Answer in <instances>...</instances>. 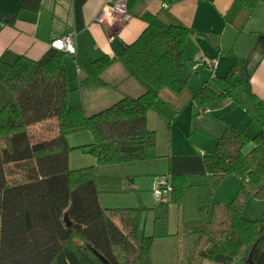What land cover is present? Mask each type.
I'll return each mask as SVG.
<instances>
[{"label": "trees", "instance_id": "1", "mask_svg": "<svg viewBox=\"0 0 264 264\" xmlns=\"http://www.w3.org/2000/svg\"><path fill=\"white\" fill-rule=\"evenodd\" d=\"M85 1L73 0L76 19ZM233 1L253 8L258 0ZM40 5L41 0L21 2L30 11ZM15 18L0 12L4 24ZM141 18L145 28L116 58L144 91L90 116L80 105L68 104L64 52L49 47L37 60L21 54L10 62L0 59V264H104L98 254L109 264H153V240L170 235L171 204L176 207L174 264H246L249 256L253 264H264V219L242 216L250 196L264 202V99L250 91L242 60L221 78V90L205 83L191 101L202 110L217 108L245 85L258 133L248 136L224 121L214 153L166 155L167 173L161 176L169 178L171 192L150 208H111L99 201L101 192L125 188L118 177L97 175L96 167L156 161V134L147 126V112L162 88L181 93L188 86L183 54L190 30L151 12ZM114 59L92 62L93 84L104 83L99 75ZM47 121L53 123L45 133L31 135V126ZM83 131L93 137L84 148L96 164L70 169L66 135ZM11 165L20 169V178L8 179ZM226 175L239 179L238 189L228 203L216 202L213 192ZM148 210L152 233L146 235L139 224Z\"/></svg>", "mask_w": 264, "mask_h": 264}, {"label": "crops", "instance_id": "2", "mask_svg": "<svg viewBox=\"0 0 264 264\" xmlns=\"http://www.w3.org/2000/svg\"><path fill=\"white\" fill-rule=\"evenodd\" d=\"M110 1L86 0L81 6V17L76 19L73 0H41L37 11L22 8V0H0L1 14L16 17L11 25L0 22V59L10 62L21 54L37 60L50 47L51 39L75 31V53L66 54L63 59L70 88L68 104L80 105L90 116L108 109L124 97H136L144 91L142 83L116 57L145 28L142 14L151 12L164 23L190 30L183 54V77L187 79L188 86L181 93L171 92L168 88L159 90L157 100L146 115L148 128L156 134L155 147L159 156L152 162L165 159L168 154L214 153L224 121L237 126L248 136L259 132L261 127L253 117V105L245 85L232 91V98L217 108L202 110L191 101V96L205 83L217 91L221 90V78L242 60L250 91L264 99V0H258L253 8L233 0H214L212 3L205 0H133L126 19L116 16L113 21L102 23L97 18ZM111 55L115 59L99 75L104 83L84 82L92 68L86 65L84 69L86 58L93 61ZM73 66L76 74L71 71ZM77 92L79 98L73 95ZM76 136L84 138L82 141L79 139L80 143L83 142L80 145L93 142L88 131ZM67 142L69 144L68 139ZM128 166L132 165L120 167ZM164 174H154L151 180L153 188L157 178ZM97 175L118 177L125 189H132L134 183V175L131 174L106 172ZM129 176L133 177L130 184L126 181ZM219 183L213 192V200L228 203L240 181L234 175H226ZM263 204L249 197L242 216L264 219ZM171 206L175 207L171 204L169 210Z\"/></svg>", "mask_w": 264, "mask_h": 264}, {"label": "rangeland", "instance_id": "3", "mask_svg": "<svg viewBox=\"0 0 264 264\" xmlns=\"http://www.w3.org/2000/svg\"><path fill=\"white\" fill-rule=\"evenodd\" d=\"M69 55V54H68ZM113 57L112 55L109 57ZM68 58V57H67ZM66 58V61L69 60ZM98 59V58H97ZM96 60V59H95ZM86 58L84 63V69L86 65H91V71L93 69V61ZM81 65L76 64V67ZM71 68V71L76 74V69ZM100 77V76H99ZM84 82L93 83L92 74L89 71L87 79ZM74 97H80L79 92L73 94ZM53 122H44L41 124L33 125L30 127V133L32 136H38L52 124ZM51 127V126H50ZM80 132L70 133L66 135L69 144L72 146L70 149L68 157V165L70 169H78L81 167L91 166L96 164L95 156L88 150L84 151V145L80 143L84 138L82 136H76ZM155 134V133H154ZM81 139V141H79ZM80 143V144H79ZM73 153V154H72ZM85 164V165H84ZM97 173H111V174H131L134 175V183L131 188L119 189L116 191L101 192L99 195L100 202L104 207H136L138 205H144L150 208L154 205L155 201L153 199V187L151 186V180L154 174H164L167 170V162L165 159H159L157 162H149V164H134L132 166L124 167L123 169L118 165H100L96 167ZM110 170V171H109ZM9 173L7 175L8 179L20 178L21 171L15 166L11 165L9 167ZM251 197V196H250ZM247 202V201H246ZM174 206L170 207L168 214V232L169 236L164 238H155L153 240L151 248V260L153 264H174L176 261V239L173 237V233L176 231V211ZM146 221H145V234L149 235L152 233V213L150 210L146 211ZM190 246V242L187 243V249ZM236 264H242L236 262Z\"/></svg>", "mask_w": 264, "mask_h": 264}, {"label": "built area", "instance_id": "4", "mask_svg": "<svg viewBox=\"0 0 264 264\" xmlns=\"http://www.w3.org/2000/svg\"><path fill=\"white\" fill-rule=\"evenodd\" d=\"M116 16L126 19L128 16V0H112L103 7L101 14L97 18L98 21L105 23L113 21ZM74 36L75 31H70L62 36L55 37L49 41L50 47L64 52L65 54H74ZM195 68V65L193 66ZM170 180L166 176L157 178L153 188V199L159 203L165 201L171 192Z\"/></svg>", "mask_w": 264, "mask_h": 264}, {"label": "water", "instance_id": "5", "mask_svg": "<svg viewBox=\"0 0 264 264\" xmlns=\"http://www.w3.org/2000/svg\"><path fill=\"white\" fill-rule=\"evenodd\" d=\"M145 220H146V214L143 213L139 224L141 230L144 228ZM98 257L100 258V260H102L104 264H109L108 261L101 256V254L100 255L98 254ZM251 259H252L251 256H249L248 259H246L247 260L246 264H253V261Z\"/></svg>", "mask_w": 264, "mask_h": 264}]
</instances>
